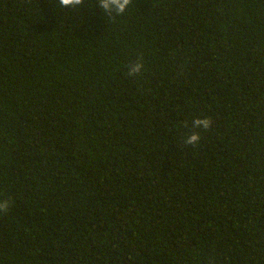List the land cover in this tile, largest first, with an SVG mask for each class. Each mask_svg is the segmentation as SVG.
Wrapping results in <instances>:
<instances>
[{
	"label": "trees",
	"instance_id": "1",
	"mask_svg": "<svg viewBox=\"0 0 264 264\" xmlns=\"http://www.w3.org/2000/svg\"><path fill=\"white\" fill-rule=\"evenodd\" d=\"M132 2L0 0V264H264V0Z\"/></svg>",
	"mask_w": 264,
	"mask_h": 264
},
{
	"label": "clouds",
	"instance_id": "2",
	"mask_svg": "<svg viewBox=\"0 0 264 264\" xmlns=\"http://www.w3.org/2000/svg\"><path fill=\"white\" fill-rule=\"evenodd\" d=\"M58 3L62 8L80 9L85 3V0H58ZM95 5L99 6L103 14H108L114 19L115 17L123 16L128 11L130 5H133V2L132 0H95ZM145 71L146 62L142 56L127 65V75L130 78L141 76ZM212 124L213 120L211 117H195L191 122V128L193 131L189 132L185 137L184 145L193 147L198 146L201 140L200 129L209 131ZM8 210L9 200H0V213H6Z\"/></svg>",
	"mask_w": 264,
	"mask_h": 264
}]
</instances>
